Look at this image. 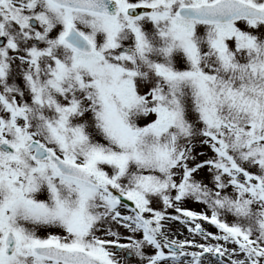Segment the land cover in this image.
Masks as SVG:
<instances>
[{
	"label": "snow or ice",
	"instance_id": "obj_1",
	"mask_svg": "<svg viewBox=\"0 0 264 264\" xmlns=\"http://www.w3.org/2000/svg\"><path fill=\"white\" fill-rule=\"evenodd\" d=\"M0 264H264V0H0Z\"/></svg>",
	"mask_w": 264,
	"mask_h": 264
},
{
	"label": "rangeland",
	"instance_id": "obj_2",
	"mask_svg": "<svg viewBox=\"0 0 264 264\" xmlns=\"http://www.w3.org/2000/svg\"><path fill=\"white\" fill-rule=\"evenodd\" d=\"M198 151L200 149H197ZM198 178L199 179H203L205 180V182H208V179H207V170H203L201 173L198 174ZM184 208H187V209H190V210H194V211H198V212H202V211H205V206L201 203H198L192 199H186L184 202H183V205H182ZM171 211V210H169ZM227 219L231 220L232 217L229 216ZM201 224L202 226L209 232H217L218 230L215 228V226L211 225L210 223L206 222V221H201ZM179 226L182 230H184V232L186 233V238L187 239H196L197 241L199 242H203V238L198 236V235H195V234H192L188 231V228L187 226H185L184 224L180 223L179 221H171L168 223L167 227H168V230L170 233H172L173 231H176V227L174 226ZM232 246V245H231Z\"/></svg>",
	"mask_w": 264,
	"mask_h": 264
},
{
	"label": "bare ground",
	"instance_id": "obj_3",
	"mask_svg": "<svg viewBox=\"0 0 264 264\" xmlns=\"http://www.w3.org/2000/svg\"><path fill=\"white\" fill-rule=\"evenodd\" d=\"M174 227H176L177 229H176V231H173L171 234H173L175 236V238H177V239H185L186 233L184 232V230H182L178 225L174 226ZM228 246L231 247V245H228Z\"/></svg>",
	"mask_w": 264,
	"mask_h": 264
}]
</instances>
